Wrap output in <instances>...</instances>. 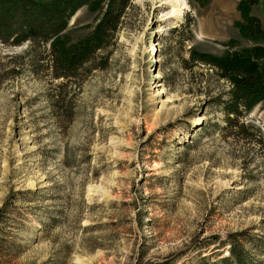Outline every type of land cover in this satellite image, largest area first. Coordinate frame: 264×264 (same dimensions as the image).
Wrapping results in <instances>:
<instances>
[{
  "label": "rangeland",
  "instance_id": "rangeland-1",
  "mask_svg": "<svg viewBox=\"0 0 264 264\" xmlns=\"http://www.w3.org/2000/svg\"><path fill=\"white\" fill-rule=\"evenodd\" d=\"M185 2L173 14L177 0H134L107 67L90 62L56 103L27 45L0 44V264H212L239 233L250 263L264 262V178L248 180L216 135L195 141L215 112L181 63L191 45L264 49V0L254 42L243 0ZM95 16L79 10L63 34H87ZM188 18L191 33H173ZM251 118L264 128V110Z\"/></svg>",
  "mask_w": 264,
  "mask_h": 264
},
{
  "label": "trees",
  "instance_id": "trees-1",
  "mask_svg": "<svg viewBox=\"0 0 264 264\" xmlns=\"http://www.w3.org/2000/svg\"><path fill=\"white\" fill-rule=\"evenodd\" d=\"M133 1L0 0V44L9 48L27 45L28 70L34 75L47 76V81L56 82L48 94V101L56 103L60 95L66 97L69 83L90 62L98 60L92 70L107 67L109 57L103 52L114 41L122 18ZM212 1L188 0L189 4L200 9ZM258 1L242 2L246 24L241 32L253 42L263 37L261 21L251 13ZM81 9L95 13L94 24L87 34L72 40L63 33L71 18ZM192 26L193 20L188 18L175 27L173 33L182 29L191 33ZM233 45L229 44L232 49L222 55L200 52L191 45L187 58L181 60L192 82L211 94L206 107L215 112L212 118L208 116L207 120L198 123L200 136L195 141L203 136L216 135L227 144L229 153L239 162L248 180L264 178V128L251 118L255 110H264V49L251 47L233 51ZM12 71L18 73L17 69ZM215 117L218 118L213 121ZM5 218L4 209H0V224H4ZM0 232H5L1 226ZM244 234L229 236L223 243V247L228 246L227 255H217L218 259L212 264H251L236 238ZM243 240L250 243L246 238Z\"/></svg>",
  "mask_w": 264,
  "mask_h": 264
},
{
  "label": "bare ground",
  "instance_id": "bare-ground-1",
  "mask_svg": "<svg viewBox=\"0 0 264 264\" xmlns=\"http://www.w3.org/2000/svg\"><path fill=\"white\" fill-rule=\"evenodd\" d=\"M177 3H178V5H177V7H178V9H174L173 11V14L174 13H179L187 4H186V2H185V0H177Z\"/></svg>",
  "mask_w": 264,
  "mask_h": 264
}]
</instances>
